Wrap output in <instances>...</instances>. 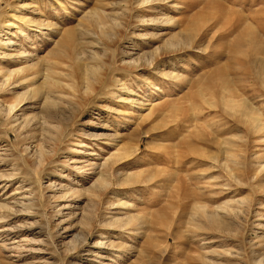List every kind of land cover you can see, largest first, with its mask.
Masks as SVG:
<instances>
[{
  "label": "rangeland",
  "instance_id": "1",
  "mask_svg": "<svg viewBox=\"0 0 264 264\" xmlns=\"http://www.w3.org/2000/svg\"><path fill=\"white\" fill-rule=\"evenodd\" d=\"M7 1L0 24L19 14L13 27L27 41L0 53L43 60L0 92V110L15 105L0 113V264H264V0ZM0 56L1 70L32 63ZM44 61L63 96L50 110L53 147L41 94L25 92ZM87 65L110 66L91 96L98 85L86 94L80 81ZM244 102L253 126L239 114ZM39 143L50 151L40 164ZM110 153L131 179L110 181L93 214V178L77 166ZM196 206L220 222L192 224Z\"/></svg>",
  "mask_w": 264,
  "mask_h": 264
},
{
  "label": "bare ground",
  "instance_id": "2",
  "mask_svg": "<svg viewBox=\"0 0 264 264\" xmlns=\"http://www.w3.org/2000/svg\"><path fill=\"white\" fill-rule=\"evenodd\" d=\"M5 3H8L7 0H4ZM144 2V1H142ZM178 7V6H177ZM227 9V8H226ZM23 12V11H22ZM103 12V11H102ZM106 15V14H105ZM109 15V14H108ZM93 17H94V22L100 26V25H103L104 22H103V17L101 15V13H99L98 11L94 10L93 12ZM171 19V17H169ZM163 19V18H162ZM161 20V22H163ZM165 19V18H164ZM16 21H21V18L19 17V14L17 15L16 13H12L10 15V19L7 20L6 22H4V25L0 24V45L6 47V46H11L12 43H14L12 41V38H19V36H21V39H23V41H27L25 40L26 39V33H24V29H20L19 26H15L16 29H14L15 27H13V24L14 22ZM152 21V20H151ZM159 22V21H158ZM167 24L169 21V19H167ZM17 23V22H16ZM164 23H165V20H164ZM18 24H20L18 22ZM29 24L33 27H35V29H38V30H41L44 26H43V23L42 21H35V20H32L29 21ZM122 24V23H121ZM27 25V24H26ZM29 26V25H28ZM48 26V25H47ZM49 27V26H48ZM102 27V26H101ZM27 30V29H26ZM32 30V28H31ZM77 34V33H76ZM4 35L5 38H2V36ZM173 38V37H172ZM171 38V39H172ZM2 39H5L4 41ZM19 41V40H18ZM169 42V40H167ZM242 42V41H241ZM22 43V42H21ZM73 44V41L70 39V37L68 36V38L64 41L62 40L61 42L59 41L57 43V45L60 47V51L62 52L63 50H68V48H71L72 44ZM238 44H241V43H238ZM14 45V44H13ZM1 46V47H2ZM21 46V45H20ZM3 47V49H4ZM12 47V46H11ZM19 47V46H18ZM23 47V46H22ZM260 47V46H259ZM33 48V47H32ZM258 48V47H257ZM1 49V48H0ZM6 49V48H5ZM73 49V48H72ZM58 52V51H57ZM65 52V51H63ZM66 53V52H65ZM2 54V57H7V58H15L16 62L17 61H20L21 63L25 61L28 62V61H32V63L30 64H25V65H22L20 67H17V68H13V69H4V70H1L0 69V92H4V90H11L10 88L6 89V87H9V86H13L15 88V85L18 86V84H24V82L27 79L26 76H22L26 71L28 70H32L34 68H37L39 66H41V62L43 59H38L36 61L33 60L32 58V53H29V52H24V51H21L18 52L17 55H13V54H9V53H6V52H1L0 55ZM56 52L53 53V55L56 56ZM62 54V53H61ZM72 56H75L76 59H78V55L79 53H77L76 49L73 50V52L71 53ZM1 57V56H0ZM32 58V59H31ZM139 60V59H138ZM259 60V59H258ZM46 61V60H45ZM44 61V62H45ZM257 61V60H256ZM20 63V64H21ZM46 63V62H45ZM43 63V64H45ZM150 64L152 63V59L151 61L149 62ZM264 63V62H263ZM259 64V63H258ZM262 64V63H261ZM50 63H46V66L44 67L43 66V69H41L40 71L37 70V71H34L35 72V75L38 74L39 75V78L38 79H41V81L39 83H37L36 86L32 85L31 84H27L25 85V87H27L26 91L27 93H31L33 97L35 96H38V94H41V99H42V102H41V108L43 107L44 109V117H43V121H42V125L43 126H46L47 130L46 132H48L50 139L49 141L51 142V146L50 147H53V144L54 142L57 140V133L59 132L58 129H55L53 130L55 135L49 133L50 131L48 130L50 127V125H52V122L49 121V119L51 117L50 116V110L51 108H55L59 101L63 100L62 99V93L58 90L60 87H59V82L56 81L55 79H51L49 77V75L47 74V70H48V67H50ZM129 67V66H128ZM263 69H264V66H262ZM103 69L102 73H100L99 71ZM110 70V66H107L106 68L105 67H102V66H86L84 69H83V72L80 76V81L82 82L83 84V88H85V93L87 94V89H89V86H91V83L93 81H95V83L98 85V87L96 88H93L92 92L90 95L88 96H91L93 93H95L96 91H98V89H100L105 83H106V80H107V74H108V71ZM260 72V71H259ZM27 73V72H26ZM29 74V73H28ZM33 75V74H32ZM32 76L31 78V81L29 82H33V78L35 77ZM262 75H263V72H262ZM261 75V77H262ZM20 76L21 78L20 79H16L14 80L15 77H18ZM213 77V76H212ZM264 77V76H263ZM30 80V79H29ZM39 81V80H38ZM207 81V80H206ZM262 81V80H261ZM264 82V80H263ZM214 83V82H213ZM225 83V82H223ZM222 83V84H223ZM205 84V83H204ZM218 84V83H217ZM20 86V85H19ZM34 86V87H33ZM210 86V85H209ZM12 87V88H13ZM50 87H52L53 89H49ZM120 89L124 88L122 86V84L119 85ZM14 88L12 89V92L14 93ZM82 88V87H81ZM11 92V93H12ZM228 92V91H227ZM230 93V91H229ZM232 94V93H231ZM230 94V95H231ZM23 93L21 94H17V98H18V101H22L24 98H23ZM223 97V96H222ZM221 97V98H222ZM224 97H226L224 95ZM69 98V97H68ZM229 98V97H228ZM224 99V98H223ZM230 100V99H229ZM236 102L237 100L234 99ZM225 101V100H224ZM223 102V101H222ZM235 102V103H236ZM232 103V101H231ZM230 103V104H231ZM2 104V103H1ZM161 104V103H160ZM224 104V102H223ZM228 104V103H227ZM234 104V102L232 103ZM241 104V103H240ZM244 105V111H241V106L240 105H237V106H240V115L241 116H244L246 118V122L248 125L250 126H253L254 124H256L257 120L259 118H257L255 116V114L253 113L252 111V108H248L247 104L244 102L242 103ZM212 105V104H211ZM141 106V105H140ZM232 106V105H230ZM234 107L236 106L235 104L233 105ZM232 106V107H233ZM153 106L151 107H148L147 109H145V113L141 115V117L143 119H149L150 117H152V115H154L152 112H153ZM156 107V106H154ZM15 108V105H8V106H5L4 109L0 110V113H5L6 116H9L10 113L13 111V109ZM159 108V107H158ZM227 108V106H226ZM232 109V108H231ZM237 109V107H236ZM254 109V108H253ZM237 111H239L237 109ZM235 112V111H234ZM240 116V117H241ZM242 118V117H241ZM259 121V120H258ZM256 122V123H255ZM55 125V124H54ZM258 126V125H257ZM53 128H58L56 126H51ZM249 127V126H248ZM256 128V126L254 127ZM60 129V128H59ZM62 131V130H61ZM255 131V130H254ZM53 133V132H52ZM63 136V135H62ZM61 137V136H60ZM59 137V138H60ZM45 139V138H44ZM44 141V140H43ZM48 142V141H47ZM59 142V141H58ZM44 143V142H43ZM43 143H39L37 144L33 151H34V157L37 161V163H42V161L46 158V156L50 153V151H48V149L44 146ZM57 143V141H56ZM49 145V144H48ZM31 148V147H30ZM51 149V148H50ZM26 152V151H25ZM117 152H118V149H117ZM30 154V153H29ZM87 154V153H86ZM86 156V155H85ZM121 156V154H119L117 156L116 153H110L108 154L106 157H104L102 160H100V163L98 165H96L95 163H89L88 160L86 159L85 161H80L79 165L77 166V169L80 170L81 173H83L84 175H86L87 177L88 176H92L93 178V182L92 184L90 185V187L87 189L94 197H96L97 199V202H95L94 206H93V214H96V210H97V205L99 204L100 202V196H101V190H105L107 191L110 187H108L109 185V182L110 181H114L120 185H123L125 184L126 182L129 181V179H131L129 176V173L128 174H120L119 172H115V159L117 157ZM101 159V158H100ZM75 163V162H74ZM117 164V163H116ZM117 170V169H116ZM5 175V174H4ZM7 176V175H6ZM132 177V176H131ZM6 178V177H5ZM7 179V178H6ZM136 182V180H135ZM76 190V189H74ZM109 191V190H108ZM114 197V196H113ZM227 203V202H226ZM117 205L121 204V203H116ZM1 205V204H0ZM108 207H110L109 209H111V206H113V209H114V205L115 203L112 202V201H109L108 203ZM120 206V205H119ZM2 207H7V203H4L2 204ZM197 207V206H196ZM99 209V208H98ZM198 210H195L194 214H192V219H194V217H197L198 218V221H196L195 223L194 222H191L192 224H196L197 226L198 225V222H203L202 223H206V224H217L220 222V216L218 214V212L216 213H206V211H204L202 208L200 207H197ZM220 210V209H218ZM217 210V211H218ZM96 216V215H95ZM146 218V217H145ZM119 219V218H118ZM117 218H115L114 220H118ZM133 219V215L131 214H127L126 217L124 216L123 218V221L128 224L130 221H132ZM196 220V218H195ZM143 221V220H142ZM117 222V221H116ZM115 222V223H116ZM137 222V221H136ZM145 223V222H144ZM202 223H200V225H202ZM110 224H113V222H111ZM109 224V226H110ZM117 224V223H116ZM205 224V225H206ZM139 229H141L139 227ZM145 230V229H144ZM137 231H139L137 229ZM147 233V232H146ZM151 237V236H150Z\"/></svg>",
  "mask_w": 264,
  "mask_h": 264
}]
</instances>
